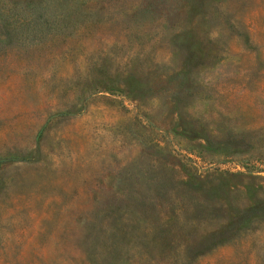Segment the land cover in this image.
Returning <instances> with one entry per match:
<instances>
[{"label": "rangeland", "instance_id": "374dc122", "mask_svg": "<svg viewBox=\"0 0 264 264\" xmlns=\"http://www.w3.org/2000/svg\"><path fill=\"white\" fill-rule=\"evenodd\" d=\"M0 264H264V0H0Z\"/></svg>", "mask_w": 264, "mask_h": 264}]
</instances>
